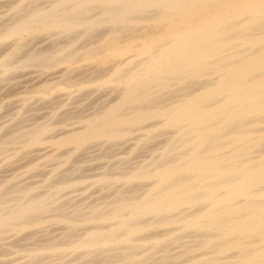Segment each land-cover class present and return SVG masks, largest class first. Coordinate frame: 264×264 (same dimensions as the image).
I'll return each mask as SVG.
<instances>
[{
  "label": "bare ground",
  "instance_id": "6f19581e",
  "mask_svg": "<svg viewBox=\"0 0 264 264\" xmlns=\"http://www.w3.org/2000/svg\"><path fill=\"white\" fill-rule=\"evenodd\" d=\"M0 264H264V0H0Z\"/></svg>",
  "mask_w": 264,
  "mask_h": 264
}]
</instances>
